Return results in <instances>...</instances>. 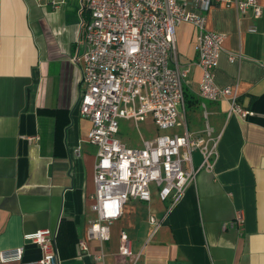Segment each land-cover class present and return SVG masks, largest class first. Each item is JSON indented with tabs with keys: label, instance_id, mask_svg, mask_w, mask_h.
Instances as JSON below:
<instances>
[{
	"label": "crops",
	"instance_id": "crops-1",
	"mask_svg": "<svg viewBox=\"0 0 264 264\" xmlns=\"http://www.w3.org/2000/svg\"><path fill=\"white\" fill-rule=\"evenodd\" d=\"M205 16V29L225 37L214 81L235 89L254 115L227 117L226 100L206 102L208 123L221 132L213 171L197 173L173 205L155 193L148 203L129 200L109 240L87 241L82 252L78 243L95 218L89 196L98 149L79 114L81 64L72 59L88 13L81 0H0V252L24 249L20 262L0 264H37L39 248L22 237L40 229L55 235L61 264H97L99 252L108 264H131L118 254L122 232L140 255L136 264H264V14L255 20L213 5ZM196 34L189 23L176 27L171 64L189 67L184 87L198 101L186 109L191 132L204 126ZM237 53L242 58L229 62ZM192 159L201 163L198 152ZM237 212L243 225L224 230ZM150 218L159 225L153 235Z\"/></svg>",
	"mask_w": 264,
	"mask_h": 264
},
{
	"label": "built area",
	"instance_id": "built-area-1",
	"mask_svg": "<svg viewBox=\"0 0 264 264\" xmlns=\"http://www.w3.org/2000/svg\"><path fill=\"white\" fill-rule=\"evenodd\" d=\"M41 2L44 0H36ZM56 5L55 2H52ZM88 19L83 24L80 50L72 61L81 64L79 114L91 122L87 139L98 149L94 165V192L89 196L95 218L88 221L86 238L78 248L88 251L87 241L104 243L110 238V226L122 215L129 201L150 202L155 193L170 205L178 202L200 171L212 172L218 157L221 132L208 123L206 102H228L227 117H252L237 101L236 90L219 87L214 73L222 53L224 35L205 29L206 13L213 5L234 7L240 17L250 14L259 19L264 5L256 0H81ZM189 23L196 30L197 66L202 76L198 89L203 110L202 130L191 132L186 124L184 82L189 67L171 66L176 55V27ZM248 32H256L254 25ZM242 57L228 54L233 63ZM134 125L148 120L156 131H170L142 139L138 148L126 145L118 137L119 122ZM180 125V133L175 132ZM201 163L193 165L192 153ZM158 229L154 218L149 219ZM243 217L237 212L224 230L240 228ZM24 243L41 252L37 264H61L55 235L49 229L26 233ZM23 246L0 252V263L20 262ZM119 256L136 264L125 233L120 234ZM106 255L93 257L97 264H108Z\"/></svg>",
	"mask_w": 264,
	"mask_h": 264
},
{
	"label": "rangeland",
	"instance_id": "rangeland-1",
	"mask_svg": "<svg viewBox=\"0 0 264 264\" xmlns=\"http://www.w3.org/2000/svg\"><path fill=\"white\" fill-rule=\"evenodd\" d=\"M170 131H156L150 120L134 125L132 122L120 120L118 137L128 146L138 148L142 139H149L156 135L169 134ZM175 132L180 133V125Z\"/></svg>",
	"mask_w": 264,
	"mask_h": 264
},
{
	"label": "trees",
	"instance_id": "trees-1",
	"mask_svg": "<svg viewBox=\"0 0 264 264\" xmlns=\"http://www.w3.org/2000/svg\"><path fill=\"white\" fill-rule=\"evenodd\" d=\"M184 99H185V108L188 109L191 105L197 104V100H195L194 96L188 93L186 88L184 87Z\"/></svg>",
	"mask_w": 264,
	"mask_h": 264
}]
</instances>
